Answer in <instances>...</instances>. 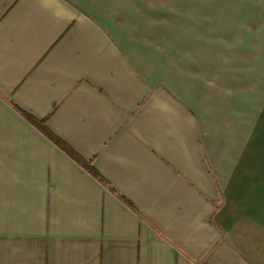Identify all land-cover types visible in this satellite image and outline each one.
<instances>
[{"label":"crops","instance_id":"1","mask_svg":"<svg viewBox=\"0 0 264 264\" xmlns=\"http://www.w3.org/2000/svg\"><path fill=\"white\" fill-rule=\"evenodd\" d=\"M0 264H264V0H0Z\"/></svg>","mask_w":264,"mask_h":264},{"label":"trees","instance_id":"2","mask_svg":"<svg viewBox=\"0 0 264 264\" xmlns=\"http://www.w3.org/2000/svg\"><path fill=\"white\" fill-rule=\"evenodd\" d=\"M29 118V117H28ZM32 122H34V123H37V121H35V120H33L32 118H29ZM43 131L47 134V135H49V136H51V134L47 131V129L45 128V127H43ZM51 137H53V136H51Z\"/></svg>","mask_w":264,"mask_h":264},{"label":"rangeland","instance_id":"3","mask_svg":"<svg viewBox=\"0 0 264 264\" xmlns=\"http://www.w3.org/2000/svg\"><path fill=\"white\" fill-rule=\"evenodd\" d=\"M262 1V0H261Z\"/></svg>","mask_w":264,"mask_h":264}]
</instances>
